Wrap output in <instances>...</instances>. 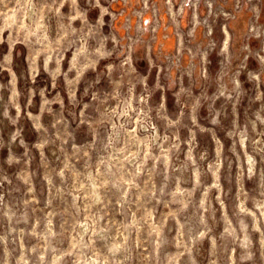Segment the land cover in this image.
I'll use <instances>...</instances> for the list:
<instances>
[{"label":"rangeland","instance_id":"obj_1","mask_svg":"<svg viewBox=\"0 0 264 264\" xmlns=\"http://www.w3.org/2000/svg\"><path fill=\"white\" fill-rule=\"evenodd\" d=\"M0 264H264V0H0Z\"/></svg>","mask_w":264,"mask_h":264}]
</instances>
